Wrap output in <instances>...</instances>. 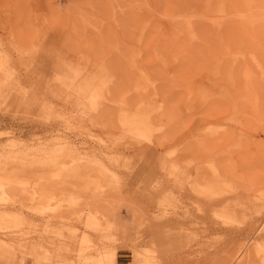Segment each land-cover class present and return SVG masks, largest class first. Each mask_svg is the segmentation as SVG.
<instances>
[{"label": "rangeland", "instance_id": "rangeland-1", "mask_svg": "<svg viewBox=\"0 0 264 264\" xmlns=\"http://www.w3.org/2000/svg\"><path fill=\"white\" fill-rule=\"evenodd\" d=\"M263 47L264 0H0V264H264Z\"/></svg>", "mask_w": 264, "mask_h": 264}, {"label": "bare ground", "instance_id": "bare-ground-1", "mask_svg": "<svg viewBox=\"0 0 264 264\" xmlns=\"http://www.w3.org/2000/svg\"><path fill=\"white\" fill-rule=\"evenodd\" d=\"M217 1V0H216ZM221 1V0H220ZM249 1V0H248ZM212 2H215V1H212ZM211 2V3H212ZM222 2H224V1H222ZM245 2H246V0H245ZM248 3V2H247ZM208 4H210V3H208ZM222 4V3H221ZM253 6V5H252ZM209 7V5H207V8ZM248 8V7H247ZM227 10H228V4H227ZM209 11V10H208ZM228 12V11H227ZM250 12H251V10H250ZM228 14H229V12H228ZM252 14V13H251ZM196 32V31H195ZM184 33V32H183ZM186 34V33H185ZM191 35V34H190ZM191 37H193L192 35H191ZM15 41H17V40H15ZM18 44H19V42H18ZM19 46V45H18ZM21 47V46H20ZM264 48V47H263ZM45 51H48V50H44V53H45ZM50 51H52V50H50ZM50 51H48L49 53H51ZM7 52V51H6ZM42 52H43V50H42ZM37 53V52H36ZM1 58L3 59V57L1 56ZM0 58V59H1ZM47 59V58H46ZM64 63H65V61H63ZM3 64H1L0 63V85H3V82H1V74H2V71L4 70V62H2ZM62 63V62H61ZM61 63H59V64H61ZM59 64H58V68H56V70L58 69L59 71H56L57 73H55L53 76L55 77V76H57V74H59L58 72H61L60 71V69H59ZM63 67L65 66V65H62ZM8 67V66H7ZM8 69H10V68H8ZM7 69V70H8ZM46 69V68H45ZM63 69V68H62ZM6 70V69H5ZM54 70H55V68H54ZM9 71V70H8ZM53 71V70H52ZM48 73V72H47ZM53 73H54V71H53ZM61 73H63V72H61ZM60 73V74H61ZM38 74H39V72H38ZM37 74V75H38ZM40 75V74H39ZM52 75V74H51ZM34 76V75H33ZM61 76H63L64 77V75L62 74ZM53 77V78H54ZM47 79V78H46ZM45 79V80H46ZM57 80H59V79H57ZM56 80V81H57ZM30 81V80H29ZM55 81V82H56ZM48 82V81H47ZM51 82V81H50ZM22 83V82H21ZM70 83V82H69ZM27 84V83H26ZM68 84V83H67ZM66 84V85H67ZM70 85V84H69ZM20 86V85H19ZM25 86V85H24ZM17 87V86H16ZM23 87V86H22ZM25 88V87H24ZM31 89V88H30ZM46 89V88H45ZM16 90V89H15ZM22 90V89H21ZM70 90V89H69ZM75 91V90H74ZM82 91V90H81ZM81 91H79L80 93H81ZM16 92V91H15ZM30 92V91H29ZM7 93V92H6ZM27 93H28V91H27ZM32 94V92L31 93H29V95H31ZM36 94H38V93H36ZM82 94H83V92H82ZM84 94H86V93H84ZM84 94L82 95V96H84ZM15 96H18L19 98H21L22 97V95H21V97L19 96V94H14ZM27 95V94H26ZM39 95V94H38ZM81 95V94H80ZM27 98V97H26ZM21 99H23V98H21ZM20 99V100H21ZM24 99H25V97H24ZM37 99V98H36ZM12 99H10L9 101H11ZM14 100V99H13ZM16 101L18 100V98L17 99H15ZM39 100V99H38ZM93 96L92 95H90V94H88V97H87V101H89L90 103L91 102H93ZM15 101V103H17ZM6 102V101H5ZM4 102V103H5ZM7 103V102H6ZM18 105H20V108H19V110L17 109V111H16V108L14 109V108H8V107H5V106H3V107H1V110H2V108L3 109H7L8 108V110H10V111H12V112H15V115L19 112H22L23 114L24 113H28V114H26V115H29L30 113H34L35 111H37L38 110V108H37V106H36V104H34V103H32L31 101H29V100H22V101H20L19 102V100H18V103H17ZM7 105V104H6ZM12 105H14V103H12L11 104V106ZM5 107V108H4ZM5 109V110H6ZM5 110H4V112H5ZM9 111V113H11ZM3 112V111H2ZM21 113V114H22ZM14 114V113H13ZM35 114V113H34ZM25 115V114H24ZM120 157V156H119ZM122 157V156H121ZM113 159V158H112ZM126 159V158H125ZM131 159V158H130ZM129 159V160H130ZM121 160V159H120ZM127 160H128V158H127ZM128 160V161H129ZM107 169V168H106ZM202 170V169H201ZM201 173H196V176L197 175H200ZM203 175V174H202ZM196 176H192V179H194L193 181H195V183H194V185H197V186H200V188L203 186V183L205 182V183H207L206 181H208V180H205L203 177H200V176H198L197 178H196ZM212 176H213V173H212ZM225 176V174L224 173H222V172H215V178H214V180H213V184L211 185V187L209 188V185H207L206 187H205V189H203L204 191L206 190V189H208V192L207 193H209L210 192V190H213V189H215V186H216V184H219V183H222V184H224V185H229L230 186V182L227 180V176L226 177H224ZM14 177H17V175H11V176H9L8 178H6V179H3V176L2 175H0V191H2V192H4L7 196H11L12 198H14L15 197V199L20 195V194H25L26 193V189H25V183H22V184H17L15 181H14ZM115 178V177H114ZM201 178V179H200ZM229 179H230V177H228ZM191 179V180H192ZM202 179H204V180H202ZM208 179V178H207ZM190 180V179H189ZM201 180L203 183L201 184L199 181ZM199 183H198V182ZM210 181V180H209ZM57 183V182H56ZM190 183H191V181H190ZM51 183H49V185H50ZM60 184V183H59ZM192 184V183H191ZM190 184V185H191ZM52 185V184H51ZM50 185V186H51ZM57 185V184H56ZM192 186V185H191ZM190 186V187H191ZM214 186V187H213ZM195 188H196V186H195ZM195 188L193 189V187H191V189L194 191L195 190ZM52 190V189H51ZM217 190V189H216ZM214 193V192H213ZM211 194V193H210ZM17 196V197H16ZM33 199V198H32ZM197 202V201H196ZM195 202V204L197 205V203ZM201 205V204H200ZM233 202L231 201V200H229V199H227L226 201H225V205L222 207V209H220V210H217L216 211V213L215 214H217L218 216H221L222 218H225L226 220L228 219V220H236L237 218H238V215H237V213L235 212V210L239 213V208L237 209V208H233ZM201 208H203L202 207V205H201ZM240 208H242V206L240 207ZM242 210V209H241ZM241 212V211H240ZM243 214V211H242V213H240V215H242ZM239 215V216H240ZM237 217V218H236ZM241 217V216H240ZM220 218V217H219ZM14 219H20L22 222H25L26 224H28V225H30V223H29V220L24 216V215H20V214H18L17 212H14V211H2V210H0V229H7V228H5L6 226H8L11 222H12V220H14ZM241 221V220H240ZM6 224H8V225H6ZM264 232V225L261 227V232ZM184 233V232H183ZM14 235H15V233H14ZM22 235V234H21ZM19 236V235H18ZM10 237H11V235H10ZM12 237H14V236H12ZM22 237V236H21ZM184 237L186 238V240H188V241H194V235L191 233V232H188V231H185V235H184ZM24 238V237H23ZM20 239H22V238H20ZM24 244L22 245V247L20 248L21 249V251L25 248H30V251L32 252L31 254H30V256H32V257H38V258H40V259H43V260H47V258L51 255L50 254V252H48V251H43L42 250V248H37V249H35L32 245H29L27 242L25 243V242H23ZM191 244V243H190ZM12 245H13V243H11V242H6V241H3V240H0V258L2 259V260H4V261H8L11 257H12V255H15L14 254V252H13V250H12ZM17 250H18V248H17ZM42 250V251H41ZM256 253H258L259 254V256L261 257V256H263V257H261V258H263V260H264V244H262V245H259V246H257L256 247ZM262 264V263H261Z\"/></svg>", "mask_w": 264, "mask_h": 264}, {"label": "crops", "instance_id": "crops-1", "mask_svg": "<svg viewBox=\"0 0 264 264\" xmlns=\"http://www.w3.org/2000/svg\"><path fill=\"white\" fill-rule=\"evenodd\" d=\"M30 258V259H28ZM31 259L34 261H31ZM126 259L125 249H119L117 253V264H124ZM31 261L32 264H43V261H39L31 256H24L19 258L15 264H26V262Z\"/></svg>", "mask_w": 264, "mask_h": 264}]
</instances>
